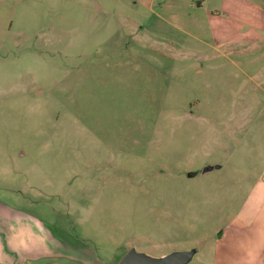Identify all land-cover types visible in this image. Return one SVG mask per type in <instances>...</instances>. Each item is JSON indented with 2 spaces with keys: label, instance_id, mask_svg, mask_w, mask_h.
<instances>
[{
  "label": "rangeland",
  "instance_id": "obj_1",
  "mask_svg": "<svg viewBox=\"0 0 264 264\" xmlns=\"http://www.w3.org/2000/svg\"><path fill=\"white\" fill-rule=\"evenodd\" d=\"M131 1L0 0V178L110 264H199L232 191L199 173L260 124L264 57L219 50L206 4Z\"/></svg>",
  "mask_w": 264,
  "mask_h": 264
},
{
  "label": "crops",
  "instance_id": "obj_2",
  "mask_svg": "<svg viewBox=\"0 0 264 264\" xmlns=\"http://www.w3.org/2000/svg\"><path fill=\"white\" fill-rule=\"evenodd\" d=\"M131 3L152 11L158 4L192 8L190 0H132ZM196 3L200 10L206 4L210 29L219 50H230L240 56L255 52L264 57V0H196ZM175 16L177 21L183 18L179 13ZM11 95L8 89L0 90V101H6V111L10 109ZM256 119L260 124L249 129L245 144L232 146L219 162L207 164L215 165L211 172L199 173L216 172L218 185L221 182L232 185L231 192L218 195L221 205L225 200L229 208L218 211V224L207 235L199 264H264V129L261 127L264 111ZM249 152L258 153V160H249ZM18 192L17 185L0 178V264H110L114 253L101 256L86 239L79 243L78 237L64 238L58 232V223H48L34 205L15 204L13 201L31 199ZM79 247L85 249L86 255L79 254Z\"/></svg>",
  "mask_w": 264,
  "mask_h": 264
},
{
  "label": "water",
  "instance_id": "obj_3",
  "mask_svg": "<svg viewBox=\"0 0 264 264\" xmlns=\"http://www.w3.org/2000/svg\"><path fill=\"white\" fill-rule=\"evenodd\" d=\"M215 166H206L202 173H208L214 170ZM191 260L188 252H174L162 259H153L134 252L126 255L119 264H186Z\"/></svg>",
  "mask_w": 264,
  "mask_h": 264
}]
</instances>
